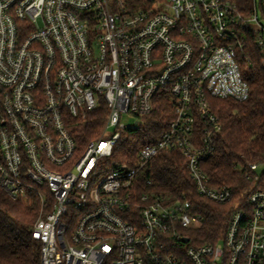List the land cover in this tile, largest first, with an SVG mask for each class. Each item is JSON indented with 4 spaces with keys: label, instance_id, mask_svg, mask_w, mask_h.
I'll use <instances>...</instances> for the list:
<instances>
[{
    "label": "built area",
    "instance_id": "1",
    "mask_svg": "<svg viewBox=\"0 0 264 264\" xmlns=\"http://www.w3.org/2000/svg\"><path fill=\"white\" fill-rule=\"evenodd\" d=\"M132 2L0 0V189L38 200L39 264H264V188L247 194L220 240L192 245L202 217L189 202L140 187L148 164L176 150L198 196L232 199L202 167L221 130L207 97L247 99L239 60L249 39L264 66L255 0L248 13L231 0ZM162 90L174 113L166 129L107 166ZM101 107L98 136L79 146L68 123ZM257 168L246 163V179L260 182Z\"/></svg>",
    "mask_w": 264,
    "mask_h": 264
},
{
    "label": "trees",
    "instance_id": "2",
    "mask_svg": "<svg viewBox=\"0 0 264 264\" xmlns=\"http://www.w3.org/2000/svg\"><path fill=\"white\" fill-rule=\"evenodd\" d=\"M231 1L243 13H248L253 6L252 0ZM132 3L138 5L140 2L134 0ZM254 3L264 25V0H255ZM260 55V50L249 39L239 60L243 80L249 88L246 100L207 97L210 111L219 120L221 130L213 154L202 167L211 186L227 187L232 191L230 202L216 204L198 196L185 169V161L176 150L164 151L155 157L147 166L145 178L140 181V187L145 191L188 201L191 213L202 217L200 225L187 234L192 245L220 240L231 215L248 208L247 194L264 188V170L260 182L254 183L245 177L246 163L264 166V66ZM246 58L249 64L245 62ZM104 112L101 107L83 122L73 120L68 123V131L79 146L83 147L98 136ZM173 116L170 96L166 91H158L151 111L138 117L136 128L121 134L105 164L132 161L141 146L158 138ZM148 179L150 185H146ZM38 213L39 203L34 196L25 203L9 198L0 189V264H39V243L32 239L30 229Z\"/></svg>",
    "mask_w": 264,
    "mask_h": 264
},
{
    "label": "rangeland",
    "instance_id": "3",
    "mask_svg": "<svg viewBox=\"0 0 264 264\" xmlns=\"http://www.w3.org/2000/svg\"><path fill=\"white\" fill-rule=\"evenodd\" d=\"M120 120L126 125V127L128 128H134L135 127V118L132 115H122L120 117ZM264 170V166L260 165L258 166V168L256 169V172L259 174Z\"/></svg>",
    "mask_w": 264,
    "mask_h": 264
}]
</instances>
